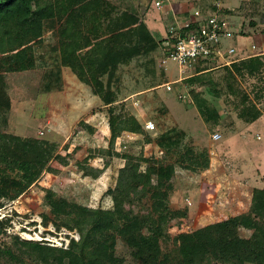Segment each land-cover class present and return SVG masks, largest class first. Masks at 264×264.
I'll return each mask as SVG.
<instances>
[{"label": "rangeland", "instance_id": "374dc122", "mask_svg": "<svg viewBox=\"0 0 264 264\" xmlns=\"http://www.w3.org/2000/svg\"><path fill=\"white\" fill-rule=\"evenodd\" d=\"M107 2L113 8V18H121L128 11L135 13L137 22H144L155 38L166 37L167 22L174 24L182 16L165 18L156 0H106L104 4ZM187 2L202 6L207 0H166L176 8H189L185 6ZM220 5L230 10L221 17L232 32L231 37L223 39L227 51L223 46L221 54H228L234 44L236 53L228 55L227 60L257 55L261 63L253 62V73L240 66L242 73L233 68L235 79H228V70L218 68L198 75L201 80L192 83L187 78L199 74L198 66L181 73L179 63L160 48L119 64L111 79L108 74H100L97 62L92 71L87 67L82 70V77L64 63L62 48L68 47L70 51L76 47L80 58L89 61L90 47L80 49L82 41L71 45L69 36L63 35L64 20L57 18L45 23L41 42L35 43L33 68L18 72L0 70V132L22 139L49 140L56 145L35 182L16 198L0 197V219L4 220L0 248L10 247L14 253L0 254V264H41L17 244L21 240L63 250L72 248L82 236L78 225L74 221L70 222L72 228L65 225L69 219L53 214L51 203L68 198L94 209L113 208L115 201L108 190L115 188L122 168L129 165L145 172L151 167L176 164L169 180L174 187L166 203L169 210L160 215L164 226L160 241L165 251L176 249L175 237L179 233L249 212L255 192L264 188V0H220ZM92 25L81 26L82 36L89 34L88 26ZM129 27L121 30L116 26L100 34L116 35ZM5 32V27L0 28V33ZM126 32L127 39H131L130 31ZM131 42L135 44L137 37L133 36ZM223 61L225 58L217 57L215 62ZM79 62L87 64L84 59ZM101 82L102 95L114 100L110 104L95 93ZM194 93L208 100L213 116L209 110L206 117L200 113ZM256 115V121L249 123ZM133 118L140 123L139 131L127 129L134 126ZM148 120L155 122V129H146ZM216 132L222 134L217 141L213 139ZM160 138L166 143L178 141L179 146L166 152ZM188 148L198 158L197 170L179 166ZM85 171L93 175H85ZM158 177V173L153 174L152 183L156 184ZM131 187L124 185V190H129L135 201H123L121 212L147 214L148 198L137 199L138 194ZM136 187L140 192L142 187ZM159 214L154 213V218L158 219ZM142 231L152 232L148 226H143ZM114 244V264H142L136 258L134 246L120 236L115 237ZM206 264L232 262L209 258Z\"/></svg>", "mask_w": 264, "mask_h": 264}, {"label": "trees", "instance_id": "16d2710c", "mask_svg": "<svg viewBox=\"0 0 264 264\" xmlns=\"http://www.w3.org/2000/svg\"><path fill=\"white\" fill-rule=\"evenodd\" d=\"M81 1L0 0V28L5 27L6 31L5 34L0 33V52L4 54L0 57V70L18 72L33 68L36 60L35 43L41 42L39 40L43 35L45 23L54 18L64 20L66 27L63 35L69 36L71 45H78L82 41L80 49L90 47V57H87L89 61L86 57L80 58L79 49L76 47L70 48V51L68 47L62 48L64 63L72 66L81 75L86 67L92 71L94 63L97 62L100 74H108L111 79L119 68V64L128 62L129 59L141 53L150 54L165 46L164 42L168 38H155L144 22H137L135 13L128 11L124 12L121 18H113V8L108 2L104 4L106 0ZM217 1L207 0L198 7L214 13L219 9ZM221 11L225 14L230 12L226 8ZM186 17L190 19V13H187ZM104 21L109 22L103 26ZM194 21L193 19L192 22ZM89 23L93 24L91 27L88 26L89 34L82 36L81 26ZM167 23V26L171 24V22ZM129 25L131 27L126 31H130L131 39L133 36L137 37L135 44L131 42V39H127L129 32L126 31L109 36L100 34V31L105 29L110 31L117 26L122 30ZM100 27L102 29L98 30ZM90 37H94L95 41ZM3 39L4 42H2ZM140 47L144 49L141 50ZM256 56L241 58L242 60L233 58L230 64H225V61L216 63V60L213 61L211 58L202 59L196 64L198 67L195 66L199 74L187 80L192 83L199 81L202 76L198 75L218 68L228 70V79L234 78L233 68L242 73L240 66L248 69L249 73H253L256 70L253 62L261 63L260 57ZM79 59L86 60L87 64H82ZM96 71L99 73L98 70ZM229 85L233 84L229 83ZM103 87L101 82L100 90H95V93L100 95L106 104H110L114 100L105 94L102 95ZM194 96L200 113L206 117V111L209 110L213 116L214 112L208 100L195 93ZM255 117L257 115L248 122H255ZM133 119L134 126H128L127 129L133 132L139 131L140 123ZM117 135L118 132L113 135V138ZM162 139H159V143L167 149L166 152L173 150L174 146H179L178 141L166 143ZM55 148L56 145L49 140L22 139L0 132V197L16 198L35 182L49 159L52 158ZM196 157L193 150L188 148L182 154L183 160L179 166L197 170L200 164ZM186 160L189 163H184ZM158 163L163 164L161 161ZM205 165L208 164L205 163ZM175 166L176 164L170 163L164 167L161 165L158 168H148L145 172H139L136 165H129L127 169L122 168L117 185L108 190L115 201L114 207L110 209L90 208L68 198L52 202L51 212L57 216H66L69 220L64 224L71 228L73 226L70 222L74 221L82 234L81 239L74 242L72 248L63 250L31 240H21L17 244L28 252L33 260L41 264H114L113 247L116 236H120L127 244L136 248V258L142 264H206L209 258L230 261L232 264H264V188H258L255 192L249 212L207 224L193 231L179 233L175 237L178 245L176 249L166 251L163 249L160 238L163 235L164 226L160 222V217L164 216V210H169L167 206L169 194L174 189L169 180L173 176ZM161 169L164 172L160 173ZM11 172L16 174L12 175ZM157 173L158 182L154 184L151 178ZM85 175L93 174L85 171ZM128 184H131V190L138 194L137 199L148 198L150 211L147 214L138 215L130 212L127 215L121 212L120 207L123 201L130 203L135 201L129 196V190H124V185ZM136 185L142 187L140 192L136 190ZM0 206H2L1 203ZM158 212H160L159 218L156 219L154 213ZM3 223L4 220L0 219V232L3 231ZM143 226H148L152 232L145 234L142 231ZM241 230L251 231V233L242 234ZM9 249L10 247L0 248V254L8 252L11 256L14 255ZM177 254L178 258L175 257Z\"/></svg>", "mask_w": 264, "mask_h": 264}, {"label": "built area", "instance_id": "2783aa9c", "mask_svg": "<svg viewBox=\"0 0 264 264\" xmlns=\"http://www.w3.org/2000/svg\"><path fill=\"white\" fill-rule=\"evenodd\" d=\"M156 5L161 8L160 12L167 17L182 15L176 23L169 25L166 36L168 39L164 42L165 46L162 48L167 57L179 63L181 73L195 68L198 61L206 58L216 60L217 57H222L225 58V64L232 63V60H227V57L236 53L234 44L229 47L228 54H221L224 46L223 39L231 37L232 32L226 20L221 17L223 12L221 11L220 0L217 1L219 9L214 13L202 7L192 6L190 2L185 4L189 8H181L178 5L180 9L176 8L175 4L168 5L166 0H156ZM174 10H176V14ZM187 13H190V19L186 17ZM191 19L195 21L192 22ZM223 49H225V46ZM163 61H166L165 58ZM155 128V122L152 120L146 122V129L153 130ZM221 138V133L216 132L213 134L214 140L217 141Z\"/></svg>", "mask_w": 264, "mask_h": 264}]
</instances>
